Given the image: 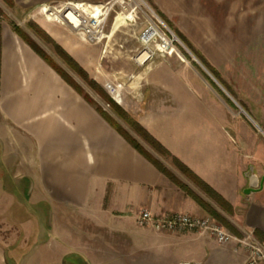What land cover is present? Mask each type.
Returning <instances> with one entry per match:
<instances>
[{"label": "crops", "instance_id": "crops-1", "mask_svg": "<svg viewBox=\"0 0 264 264\" xmlns=\"http://www.w3.org/2000/svg\"><path fill=\"white\" fill-rule=\"evenodd\" d=\"M13 1L26 10L84 3V10L71 4L84 27L62 21L94 39L111 8L95 6L108 0ZM146 1L220 80L170 51L117 103L233 208L220 212L239 234L264 238V0ZM49 21L40 24L59 37ZM176 177L192 193L138 153L0 17V264H246L235 241L137 226L144 208L208 216L194 196L219 210Z\"/></svg>", "mask_w": 264, "mask_h": 264}, {"label": "rangeland", "instance_id": "rangeland-1", "mask_svg": "<svg viewBox=\"0 0 264 264\" xmlns=\"http://www.w3.org/2000/svg\"><path fill=\"white\" fill-rule=\"evenodd\" d=\"M71 4L75 5L71 2L54 4L53 6L57 7L50 9L49 15L52 17L50 18L46 17L42 13L43 6H40L39 8L37 7L33 10H26L17 8L16 5H6L2 0H0V8L3 13L1 18L5 20L8 25L9 23L13 22L19 26L20 29L36 44L40 51L47 55L58 69L64 72L70 81L80 87L84 94H86L88 97H90V99L106 110L110 117H112L125 130H127L136 139V141L142 145L144 150H146L152 157L159 160L170 172H172L176 179V175H182L183 178L188 181V183H191L194 187L198 188L192 181L181 174L177 168L173 166L170 159L158 155L147 142H145L136 132H134L125 117L121 118L118 116L114 109V105L110 106V104L106 103V101H104L94 89L85 83L78 73L61 58V56L58 54L57 47L72 57V59L87 72L89 78L97 84V86L107 95L108 98H111L114 101L115 108H119L120 110L122 109L128 115V117L137 124L139 123L117 103L116 98L119 96L121 91H125V88L134 80V77H138L140 73L143 72L144 68L149 65L148 63L152 62L155 58L163 59L168 52L179 51L183 56L182 59L184 62L195 67L202 75L206 76L207 78L208 75L213 77L214 75L210 73V71L202 64L199 59L194 57L192 51L175 34L174 28L167 25V23L157 14L156 9H154L146 0H121L119 4L116 0H108L106 3H104V5H98L99 7L103 8V10L105 7H111L108 14L101 22V33L99 34V39L91 38L88 36L89 34L87 32V37L90 39H86L83 32H73L71 29H69L71 27L68 26V28L63 24L62 19L67 16L68 19H73L70 21L72 26V23L76 21L81 27H84V20L75 17L79 15L74 13L73 9L75 10V8L72 7ZM124 8H127L128 12L125 11L124 13ZM55 12L58 20L62 23L55 18L53 19ZM45 17L50 20L49 22L52 25H54L56 33L60 34L59 37H51L40 24L41 21H44ZM127 17L131 20L128 21L126 19ZM80 26H75L72 28L77 30ZM150 26L154 27L156 31H159L158 33H160V30H158L159 27L170 39L175 35L177 40L172 42V48L169 47L162 54L156 51V53L150 59L142 63L137 61L139 54L144 49L142 42L140 41V37L142 33ZM85 29L86 28L83 30ZM40 30L53 40L55 46L47 43L46 38L42 37L40 34ZM153 46L154 44H152V48ZM107 84L117 88V96H114L110 90L107 89ZM140 126L144 128L142 125ZM29 189L30 187L27 189V194L29 193ZM215 206L217 205L215 204ZM40 208L47 215L46 209L42 205H40ZM216 211L224 218L225 214L221 213L222 209L219 208V210L216 209ZM23 220L25 221V219ZM70 220L72 223L74 222L72 225H76L75 221H78L77 218H71ZM50 223L51 217L47 216L41 217L38 224L44 227L45 224ZM45 241L46 240L44 238L40 239V246L46 245Z\"/></svg>", "mask_w": 264, "mask_h": 264}, {"label": "trees", "instance_id": "trees-1", "mask_svg": "<svg viewBox=\"0 0 264 264\" xmlns=\"http://www.w3.org/2000/svg\"><path fill=\"white\" fill-rule=\"evenodd\" d=\"M6 5L14 6L15 3L13 0H2ZM157 14L169 25L172 26L165 17L156 10ZM2 10L0 8V17H2ZM10 28L12 31L21 39L23 40L43 61L48 64L68 85H70L80 96H82L90 105H92L95 110L104 118V120L112 127L114 128L138 153H140L142 156H144L152 165H154L162 174L167 176L170 180L173 182L179 184L180 187L186 189L189 193H192L186 186L181 184L177 179L174 177L172 172H170L159 160L152 157L138 141L127 131L125 130L118 122H116L112 117L108 115L106 110H104L102 107H100L97 103H95L90 97H88L86 94L83 93V91L78 87L76 84H74L72 81L66 77L64 72H62L60 69H58L52 60L48 58L47 55H45L40 49L36 46V44L30 39L28 35H26L19 26L14 24L13 22L9 23ZM42 37L46 38L47 43L54 45V42L52 39L49 38L47 34H45L43 31H39ZM175 34L186 44V46L192 51V48L190 44L186 41L185 37L174 29ZM45 34V35H44ZM58 48V49H57ZM58 54L61 56V58L72 68L74 69L78 75L81 77V79L87 83L92 89H94L100 97L106 101V103L110 104V106L114 105V109L117 112L118 116L121 118H124L127 120L130 127L136 132L145 142H147L150 147L161 157L168 158L171 160L174 167L177 168V170L186 176L190 181H192L198 189L204 193L210 200L214 202L222 211H224L227 214L233 213V208L224 200L220 195H218L215 191H213L206 183H204L202 180H200L184 163H182L179 159H177L168 149H166L158 140H156L147 130L142 128L139 124L132 121L128 115L121 109L115 108V103L111 98H108L107 95L97 86V84L89 78L87 72L80 67V65L75 62L72 57L67 55L64 51H62L59 47H57ZM198 59L202 62V64L216 77L220 80L219 75L214 71V69L202 58L198 57ZM194 198L197 200V202L204 207L208 214L214 219L218 220L223 226H225L226 229L234 233L235 235H239L237 230L230 224L225 218H223L216 210H214L209 204L204 202L202 199L198 198L197 196H194ZM255 237L258 238L261 241H264V238H261L255 231L253 232Z\"/></svg>", "mask_w": 264, "mask_h": 264}, {"label": "built area", "instance_id": "built-area-1", "mask_svg": "<svg viewBox=\"0 0 264 264\" xmlns=\"http://www.w3.org/2000/svg\"><path fill=\"white\" fill-rule=\"evenodd\" d=\"M149 29L150 27L140 37L144 49L139 54L137 61L142 63L150 59L156 51L162 54L169 47L172 48V42L177 40L175 35L170 39L159 27L158 30H160V33L148 34ZM152 44H154L153 48ZM142 55V59L139 60ZM106 87L114 96L118 95L116 87L110 84H107ZM136 224L141 228H147L157 232L181 233L196 231L215 239L218 243L235 241L247 253L246 264H264V242L256 238L253 231L244 230L239 235H235L210 216H199L184 212H174L164 216H157L149 209H142L136 217Z\"/></svg>", "mask_w": 264, "mask_h": 264}, {"label": "bare ground", "instance_id": "bare-ground-1", "mask_svg": "<svg viewBox=\"0 0 264 264\" xmlns=\"http://www.w3.org/2000/svg\"><path fill=\"white\" fill-rule=\"evenodd\" d=\"M74 3V2H73ZM126 3V2H125ZM75 4V6H77V8H79V9H81V10H84L83 9V4L84 3H74ZM93 5H95V4H93ZM129 5V4H128ZM96 6V8H98L99 10H101V11H104L103 10V8H101V7H99L98 5H95ZM54 7H57V6H53V5H51V6H43V8H42V13L46 16V17H50V15H49V13H50V9L51 8H54ZM61 7V6H60ZM59 8V7H58ZM105 9V8H104ZM50 18H52V17H50ZM54 19V18H53ZM58 20V19H57ZM59 21V20H58ZM59 22H61V21H59ZM78 22H80V21H78ZM62 23V22H61ZM65 25V24H64ZM80 33V32H83L84 33V35H85V37H87V34H86V32L83 30V29H79L78 31H77V33ZM155 32H157L156 31V29L154 28V27H152V26H150V29H149V31H148V34H153V33H155ZM159 32V31H158ZM157 32V33H158ZM100 38V36L97 38V39H99ZM142 57H143V55L139 58V60H141L142 59Z\"/></svg>", "mask_w": 264, "mask_h": 264}, {"label": "water", "instance_id": "water-1", "mask_svg": "<svg viewBox=\"0 0 264 264\" xmlns=\"http://www.w3.org/2000/svg\"><path fill=\"white\" fill-rule=\"evenodd\" d=\"M253 184H254V183L252 182L250 186H253ZM249 190H252V189H249ZM247 192H248V191H247Z\"/></svg>", "mask_w": 264, "mask_h": 264}]
</instances>
